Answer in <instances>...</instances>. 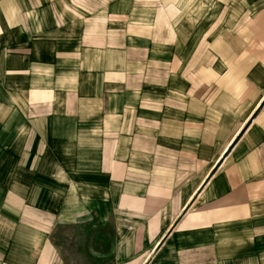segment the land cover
Segmentation results:
<instances>
[{
    "label": "crops",
    "instance_id": "1",
    "mask_svg": "<svg viewBox=\"0 0 264 264\" xmlns=\"http://www.w3.org/2000/svg\"><path fill=\"white\" fill-rule=\"evenodd\" d=\"M176 1L0 0V264H264V0L147 83Z\"/></svg>",
    "mask_w": 264,
    "mask_h": 264
},
{
    "label": "rangeland",
    "instance_id": "2",
    "mask_svg": "<svg viewBox=\"0 0 264 264\" xmlns=\"http://www.w3.org/2000/svg\"><path fill=\"white\" fill-rule=\"evenodd\" d=\"M143 1L149 0H137L141 5ZM259 1L179 0V4L183 5L180 7L174 4L178 8L171 9L172 14L176 11L180 13L173 15L170 28L157 27L158 9L148 3L147 12L150 17L147 22L150 30H146V38H128L127 47L136 48L131 55L134 57L133 61H136L134 72L141 74L140 79L147 83L160 85L165 75H168L170 81H175L183 73L187 74L181 70L191 67L194 60L207 62V50L219 39L229 40L231 36L234 38L247 18L248 11ZM181 11L184 16H181ZM165 70L169 74H164ZM152 91L154 96H160V86H153ZM171 92L172 87L169 89L170 94Z\"/></svg>",
    "mask_w": 264,
    "mask_h": 264
}]
</instances>
